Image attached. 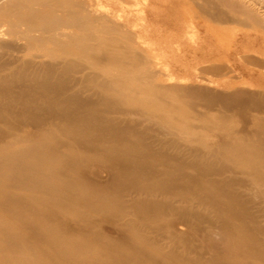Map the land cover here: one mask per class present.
<instances>
[{
    "label": "bare ground",
    "instance_id": "obj_1",
    "mask_svg": "<svg viewBox=\"0 0 264 264\" xmlns=\"http://www.w3.org/2000/svg\"><path fill=\"white\" fill-rule=\"evenodd\" d=\"M143 11L194 47L234 13L264 24V0ZM122 27L0 0V264H264V93L164 83Z\"/></svg>",
    "mask_w": 264,
    "mask_h": 264
},
{
    "label": "rangeland",
    "instance_id": "obj_2",
    "mask_svg": "<svg viewBox=\"0 0 264 264\" xmlns=\"http://www.w3.org/2000/svg\"><path fill=\"white\" fill-rule=\"evenodd\" d=\"M126 1L125 3L122 0H91L97 13L108 16L117 26H125L123 30L131 34L137 31L143 33L142 38L136 37V41H118L113 44L126 47L130 51H135V46L142 55L150 58L151 62L147 64V67L162 74L164 83L203 86L210 91L222 93L239 89L255 94L264 93L263 23L257 24L243 14L234 13L228 16V23H213L208 27H202L198 46H187L185 43L175 41V38L181 34L173 29L172 24L167 25L155 20L145 23L144 14H147L143 11L145 0ZM183 15L189 18L192 14ZM206 18L209 19V17ZM158 25H160L158 36L165 39L159 38V41H154L152 31ZM190 36L192 32L186 35L187 39ZM187 48H189L190 56L185 54ZM194 52L196 55L193 56ZM205 70L209 72V75ZM198 76L200 77L197 78ZM201 110L204 109L201 108Z\"/></svg>",
    "mask_w": 264,
    "mask_h": 264
}]
</instances>
